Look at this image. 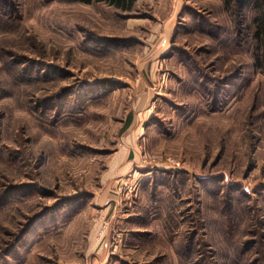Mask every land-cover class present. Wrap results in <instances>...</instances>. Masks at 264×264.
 I'll return each mask as SVG.
<instances>
[{"label":"rangeland","instance_id":"374dc122","mask_svg":"<svg viewBox=\"0 0 264 264\" xmlns=\"http://www.w3.org/2000/svg\"><path fill=\"white\" fill-rule=\"evenodd\" d=\"M253 14L0 0V264H264Z\"/></svg>","mask_w":264,"mask_h":264},{"label":"trees","instance_id":"16d2710c","mask_svg":"<svg viewBox=\"0 0 264 264\" xmlns=\"http://www.w3.org/2000/svg\"><path fill=\"white\" fill-rule=\"evenodd\" d=\"M83 4L106 3L122 11L131 10L136 0H75ZM229 3L230 0H224ZM240 6L250 5L254 14L252 17L253 39L255 41L253 59L255 68L264 73V0H237Z\"/></svg>","mask_w":264,"mask_h":264}]
</instances>
